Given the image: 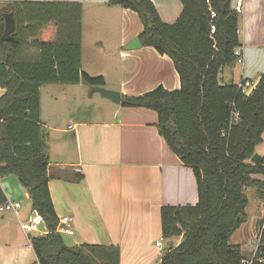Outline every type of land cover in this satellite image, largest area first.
Here are the masks:
<instances>
[{
	"label": "trees",
	"instance_id": "1",
	"mask_svg": "<svg viewBox=\"0 0 264 264\" xmlns=\"http://www.w3.org/2000/svg\"><path fill=\"white\" fill-rule=\"evenodd\" d=\"M183 10L173 24L164 22L152 0H110L136 13L143 26L138 39L168 56L179 75L180 89L163 86L139 96H122L121 106L145 108L158 115V129L170 151L193 169L199 201L196 206L161 209L162 237L181 238L169 247L161 264H243L234 233L247 221L254 188L264 199V156L252 157L263 143L264 74L247 97L238 85H220L222 69L236 63L242 46L239 13L232 0H180ZM13 13L16 29L3 40L5 15ZM82 15L78 2L22 1L0 9V178L14 175L28 191L31 212L46 233L30 236L40 264H120L116 246L66 245L57 232L50 188L49 147L41 120V87L84 84L104 88L103 76L82 70ZM58 27V39H36L45 25ZM27 49L37 52L24 58ZM233 112L240 121L230 127ZM225 133V134H224ZM261 177V178H260ZM83 178L75 173L74 182ZM7 202L0 186V206ZM252 264H264V234Z\"/></svg>",
	"mask_w": 264,
	"mask_h": 264
},
{
	"label": "crops",
	"instance_id": "2",
	"mask_svg": "<svg viewBox=\"0 0 264 264\" xmlns=\"http://www.w3.org/2000/svg\"><path fill=\"white\" fill-rule=\"evenodd\" d=\"M22 1L48 0H0V9ZM59 1L82 4V59L86 34L93 38L88 43L97 47L109 45L105 44L108 42L116 45L123 66L118 81H113V87L107 89L120 92L121 96L143 95L159 86L168 91L180 89L179 75L168 56L160 55L152 47L126 48L143 30L136 13L110 6V0ZM152 2L168 24L175 23L183 10L180 0ZM237 7L242 10L239 34L244 63L232 65L235 68L231 83L239 85L245 80L258 83L264 74V0H232V9ZM100 37L106 38L105 42ZM36 39L55 42L58 27L53 23L45 25ZM35 53L27 49L22 56L28 58ZM139 61L145 65L141 71ZM142 71L147 75L138 83L137 75ZM103 77L107 85L109 81ZM4 93L5 89L0 87V98ZM106 101L105 108L99 106L93 111L69 110L70 121L65 129L44 120L41 96L54 208L58 219L70 217L74 221V235H63L64 241L68 237V246H116L120 249V264H153L162 257L155 254V243L162 238L161 209L196 206L197 180L193 169L170 151L160 135L155 111L125 108ZM57 114L60 119L61 113ZM75 173L83 175L81 181H73ZM0 186L7 201L23 205L18 214L1 215L0 264H37L30 236L39 234L28 235L20 225L33 215L29 193L14 175L0 178ZM261 232L264 234V226L257 239ZM152 256L154 262L150 260Z\"/></svg>",
	"mask_w": 264,
	"mask_h": 264
},
{
	"label": "rangeland",
	"instance_id": "3",
	"mask_svg": "<svg viewBox=\"0 0 264 264\" xmlns=\"http://www.w3.org/2000/svg\"><path fill=\"white\" fill-rule=\"evenodd\" d=\"M92 26L94 25L92 24ZM116 34L117 31H115V36ZM91 37L92 36H88L86 34L85 37L86 45L84 46V50H83L84 56L82 59V70L87 73L90 72L92 75H94L93 77L106 76L109 83L105 85L104 88L111 89V87H113V81L117 82L119 79L123 62L118 57L116 45H113L112 43L108 42L105 44H109V45H103L97 47V45L88 43L89 40L93 39ZM105 39L106 38L104 37H100V40H103L104 42ZM139 64H140L139 71H141V68L144 67L145 65H141L142 61H139ZM233 68H235V66L232 65H228L224 67V73H220L219 76L220 85L231 84V79L234 72ZM146 75L147 73L145 71H142V74L139 73L137 75V82L139 83V81L145 78ZM222 78L224 80H222ZM93 90L94 88H90L84 84L43 85L41 87V96H42L44 120L50 123V125H59L61 128L66 129L70 121L68 111L71 110L72 108H74L75 112L86 109L93 111L96 107L99 106L105 108L103 102H108L106 101L107 99H104L101 96V94L97 92H93ZM53 106L55 107L53 108ZM57 113H61L60 119ZM263 152H264V144L257 148L258 154L263 155ZM244 192L249 199V205L247 207V221L240 227V229H238L234 233V235L230 239V244L241 245L243 247V251L246 252V254L244 253V255L246 259L249 261L252 257L250 251L252 249H255L256 241H257L256 237L261 227L264 226V199L261 197L259 191L254 188H246ZM2 214L4 213L0 212V224H1ZM41 228L42 227H40V229ZM66 240H68V237H65V243ZM178 240H181V238H172V239H168V241L165 240L162 244V248L161 249L157 248L155 250V254L164 255L169 247L172 248L176 247V245L178 244L177 243ZM66 245L69 244L66 243ZM150 260L151 261L153 260V256Z\"/></svg>",
	"mask_w": 264,
	"mask_h": 264
},
{
	"label": "built area",
	"instance_id": "4",
	"mask_svg": "<svg viewBox=\"0 0 264 264\" xmlns=\"http://www.w3.org/2000/svg\"><path fill=\"white\" fill-rule=\"evenodd\" d=\"M237 13H241V7H237L235 9ZM235 57H236V63L242 65L244 63V56L241 51V47L237 48L234 52ZM257 82H253L251 80H245L242 81L238 87L241 90L242 94L249 97L253 91L257 87ZM240 121V115L238 112H233L232 117L230 120V127L236 125ZM225 134V133H224ZM22 208V204L19 202H10L7 201L6 203L2 204L0 206V212L1 213H8V212H13L15 214H18L19 210ZM21 229L26 233V234H32V233H37L39 235H43L44 232L40 229L42 226V220L39 216L33 214L27 221L21 222ZM57 232L63 235H68L72 236L74 235V221L70 217H64L59 219V224L57 226ZM165 241V239L162 237L160 238L156 243L155 247L158 249L162 248V244ZM260 245V239L258 238L256 241V247L255 250L252 252V257L251 260L255 257L258 247ZM163 257V255H162ZM162 257L160 258L159 261L153 263V264H161ZM251 260H243V264H252ZM37 264H40L37 262Z\"/></svg>",
	"mask_w": 264,
	"mask_h": 264
},
{
	"label": "water",
	"instance_id": "5",
	"mask_svg": "<svg viewBox=\"0 0 264 264\" xmlns=\"http://www.w3.org/2000/svg\"><path fill=\"white\" fill-rule=\"evenodd\" d=\"M16 22L13 13H8L5 15V31L3 34V40L9 41L11 35L15 32ZM126 48L128 50H136L141 48V43L138 38L132 40ZM93 92L101 94L104 99L111 101L114 104H121L122 96L120 92L108 90L106 88H94ZM2 121V115L0 114V122ZM253 164H260L262 162V156L258 153H255L251 159Z\"/></svg>",
	"mask_w": 264,
	"mask_h": 264
}]
</instances>
